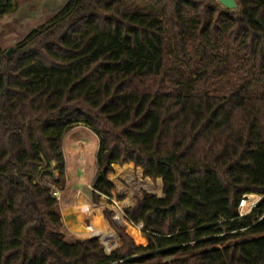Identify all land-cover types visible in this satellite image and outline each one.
Returning <instances> with one entry per match:
<instances>
[{"label":"trees","instance_id":"obj_1","mask_svg":"<svg viewBox=\"0 0 264 264\" xmlns=\"http://www.w3.org/2000/svg\"><path fill=\"white\" fill-rule=\"evenodd\" d=\"M236 1L68 0L0 48V264H264V0ZM77 126L99 140L94 203L124 199L114 165L163 187L124 209L144 236L104 209L110 254L62 233L51 185ZM245 194L263 199L240 217Z\"/></svg>","mask_w":264,"mask_h":264},{"label":"rangeland","instance_id":"obj_2","mask_svg":"<svg viewBox=\"0 0 264 264\" xmlns=\"http://www.w3.org/2000/svg\"><path fill=\"white\" fill-rule=\"evenodd\" d=\"M67 1L68 0H17L13 11L0 17V48L6 51H9L11 48L14 49L15 45L21 41L32 29L46 23L64 6ZM216 1L219 3L218 0ZM75 148L73 152L70 153V157L67 156V178L65 180V186L63 187V193L61 192V200L59 203L63 212L62 220L66 227L70 230L63 229L62 233L65 240L70 243L79 239L91 238L92 236H97L99 239V234L104 236V233L96 228L95 214L93 209L88 210V212L84 215L64 221V214L69 213L74 209V205H76L81 199L80 196L91 202L90 183L95 171V161L92 156V150L94 147H89L91 150H87L88 152L79 150L77 147ZM123 166L114 165V172L111 173L109 177L111 181H113V183L121 190L122 194L124 195V199L119 202L109 204L105 202L106 200L104 198H101L99 203L91 204L95 208L101 207V210L103 207H105L104 209L112 210L114 212L112 219L116 222L118 227L123 228L125 232L131 237H133L131 233L134 232V227H139L140 233L143 235L141 225L135 226L131 224L124 216V209L129 206H134L138 200L142 198L144 192L153 193L158 197H163V187L162 185L160 186L159 179L152 180L149 177H144L143 170L139 169V167L134 166L132 170H130L129 167L124 168ZM46 179L48 180L49 178L46 177ZM136 187L137 189H135ZM130 193H132L131 202L129 204H122V202L128 197V194ZM116 208L122 211L120 219L117 218L118 212ZM121 217L123 219H121ZM88 219H91L94 226V230L92 232L76 233L69 228V226L78 227L85 223ZM110 227L117 235L116 246L111 251H107L106 247L99 239L107 254H110L113 250L122 245L120 233L114 227ZM96 229L101 232H97Z\"/></svg>","mask_w":264,"mask_h":264},{"label":"crops","instance_id":"obj_3","mask_svg":"<svg viewBox=\"0 0 264 264\" xmlns=\"http://www.w3.org/2000/svg\"><path fill=\"white\" fill-rule=\"evenodd\" d=\"M98 145H99L98 137L89 128H87L85 126H77V127L73 128V129H71L64 136L62 148H63L64 158H65V162H66L65 180L67 178V156L70 157V153L73 152L75 147H77L79 150H84L85 152H88L87 150H91V149H89V147H91V146L94 147V149L92 150L93 151V155L92 156H93L94 161H95V171H94V174H93V177H94L95 172H96V153H97ZM93 177L91 179V182L93 180ZM90 185H91V183H90ZM61 192L63 193V189L62 188H61ZM80 198L81 199L79 200V202L76 205H74V206H78L79 203L80 204L81 203H94L92 200H91V202H89L88 200L84 199L81 196H80ZM102 198L105 199V197H102ZM60 200H59V203H60ZM105 202L108 203L107 200ZM59 206H60V204H59ZM68 206H73V205H68ZM104 208L105 207L102 208V214H103V217L105 218V216H104ZM60 210H61V217H62V208L61 207H60ZM69 220H71V219H69ZM106 221L108 222L107 219H106ZM62 222H63V220H62ZM63 224H64V229H68L64 222H63Z\"/></svg>","mask_w":264,"mask_h":264},{"label":"bare ground","instance_id":"obj_4","mask_svg":"<svg viewBox=\"0 0 264 264\" xmlns=\"http://www.w3.org/2000/svg\"><path fill=\"white\" fill-rule=\"evenodd\" d=\"M129 169L132 170L131 168ZM135 189H137V187ZM131 194L132 193L128 194V197L122 202V204H129L131 202ZM90 209H93L94 214H95L96 228L101 230L104 233L103 241L110 243V244L116 243L117 240L114 237L112 230L110 229V227L108 226V224L106 223L103 217L101 207L95 208L91 203H81V204L79 203V205L75 206L71 212L64 214V221L69 220V219H74L76 217L84 215ZM116 210L118 212L117 218L120 219V215H122V211L117 208ZM121 219L123 218L121 217Z\"/></svg>","mask_w":264,"mask_h":264},{"label":"built area","instance_id":"obj_5","mask_svg":"<svg viewBox=\"0 0 264 264\" xmlns=\"http://www.w3.org/2000/svg\"><path fill=\"white\" fill-rule=\"evenodd\" d=\"M46 177L49 178V176H46ZM46 177H45V179H42L40 182H46L47 181ZM51 188H52V193H53L54 197H56L58 200H60L61 199V188L57 187L56 185H51ZM262 199H263V196L257 195V194H245V195H243L240 198L239 203H238L239 216L243 217V216L247 215L248 213H250L255 207H257V205L260 203V201ZM124 216L129 221L128 217L125 214H124ZM141 227H142V225H141Z\"/></svg>","mask_w":264,"mask_h":264},{"label":"water","instance_id":"obj_6","mask_svg":"<svg viewBox=\"0 0 264 264\" xmlns=\"http://www.w3.org/2000/svg\"><path fill=\"white\" fill-rule=\"evenodd\" d=\"M218 1L225 8H228V9H237L238 8V4H237L236 0H218ZM12 51H13V49L11 48L8 51V55H11ZM92 237H97V236H92Z\"/></svg>","mask_w":264,"mask_h":264}]
</instances>
